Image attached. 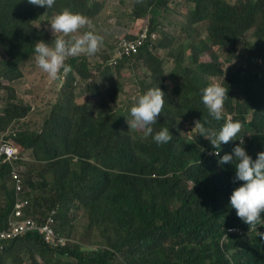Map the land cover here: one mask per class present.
<instances>
[{"label": "trees", "instance_id": "1", "mask_svg": "<svg viewBox=\"0 0 264 264\" xmlns=\"http://www.w3.org/2000/svg\"><path fill=\"white\" fill-rule=\"evenodd\" d=\"M185 2L195 4L189 21L208 25L209 44L201 42L199 53L195 45L191 47L195 69L178 59L173 72L166 74L161 52L153 50L152 36L165 25L155 9L164 8L167 0H137L132 18L147 16L148 20L143 19L140 28H131L129 37H124L133 40L148 30L147 39L132 57L133 61L142 59L150 71L151 82L143 91L158 84L165 92L153 131L167 124L173 136L157 145L151 135L143 136V130L129 129L126 116L115 113L104 99L99 105L59 100L43 110L40 126H27L25 119L32 107L10 83L21 78V67L34 59L33 43L51 41L45 29L35 26L46 9L27 0H0V45L5 51L0 58V144L16 147L28 160L31 156L44 162L41 173L17 175L24 179L20 195L26 202V215L44 224L57 210L55 230L71 238L66 228L77 218L72 214L84 210L87 223L83 229L97 231L90 242L99 246L92 252L81 249L79 241L54 247L34 232L7 242L6 249L0 251V264H26L24 252L31 255L32 264H264V239L258 234L264 225L249 228L229 206L232 190L242 183L234 181V166L218 164L213 146L197 128L189 137L179 129L182 117L192 124L201 119L205 127L219 128L223 120L208 114L202 89L209 79L224 73L214 53L244 41L246 55L241 67L228 73L223 83L228 90L225 114L240 121L235 138L243 136L244 147L253 158L264 150V0ZM100 6L90 0H54L50 11L67 7L91 19ZM114 48L103 51L106 66L71 57L66 60L71 70L58 76H76L85 81L89 91L100 94L87 80L99 74L108 83L109 100L116 101L122 84L111 67L121 69L132 57L118 58V64L111 66ZM204 53L211 58L202 59ZM166 81L174 83L172 92H168ZM97 107L99 113L95 114ZM248 115L256 133L252 138L242 128L250 121ZM236 143L239 140L223 143L220 155L230 152ZM13 171L11 160L6 155L0 157V230L8 228L18 202Z\"/></svg>", "mask_w": 264, "mask_h": 264}, {"label": "rangeland", "instance_id": "2", "mask_svg": "<svg viewBox=\"0 0 264 264\" xmlns=\"http://www.w3.org/2000/svg\"><path fill=\"white\" fill-rule=\"evenodd\" d=\"M90 1L91 3L96 2V4H102V8L100 6V12L97 13V15L91 17L89 20L92 25V30L103 36V41L94 54H80L79 56L73 57L86 58L92 63H103V51L111 49L117 44L118 40H121L124 37H129V30L131 28H140L142 26V21H144L143 19L146 18V20H148V17L146 16L143 19H136V17L135 20L132 18V11L137 0ZM167 1L168 4L163 6L164 8L161 9L156 7L155 9L157 13L161 14L160 18L164 21L165 25H162L164 29L158 28L159 31H157V33L152 36L154 40H151V42L155 45V49L153 50L156 53L159 51L161 52V58L164 60L163 69L166 74L173 72L172 70L175 67V63L178 62V59L183 60L184 66L195 69L196 65H194L193 62L194 53L192 46L195 45V49H193L195 52L199 53L197 46L202 48L201 42L209 44L208 35L206 32L208 25L202 21H197L194 23L189 21V18H192L191 13L195 9V4L186 5L185 0ZM228 1L232 3H238L244 0ZM53 13V11L42 13L39 19L35 22V26L39 30L45 29V31L50 35L51 39L52 36L50 34L47 20ZM86 27L80 29L79 31L82 32L86 30ZM248 36L249 34H247L245 37ZM251 40L253 39L251 38ZM159 44H163V46L159 48ZM174 46L178 48L175 49ZM244 49V41H239L235 45V48L229 46L218 49L214 55L218 58V62L222 66L224 73L220 77H214L211 79H215L223 85L228 73L231 74L241 67V64L244 60L242 57L246 55ZM3 53H5L4 48H2L0 45V58L3 56ZM210 55L211 54L209 53H204L201 55V57L202 59L209 60L211 58ZM69 58L71 57H68L67 59ZM107 64L108 62H105L102 64V66L104 67ZM109 64H111V66H116L118 63L116 64L114 60H109ZM125 64L123 67H121V69L119 68L117 70H115L116 68L113 69V67H111L115 79L117 81L119 80L122 84V88L117 94L116 101L109 100L110 92L107 86L108 83L103 77H101V75L95 73V76L87 79L89 82H92L91 85L94 84L96 88L98 87V92L100 94H97L93 91H89V89L85 86L87 85L84 83L85 81H81L80 79L78 80L76 76L74 78L68 76H64L63 78L58 76L56 79L50 78L42 69L39 68L34 59H31L21 67L22 77L10 83V85H12L17 90L19 97L27 101L32 107L31 113L25 119L27 126H40L43 122V110L48 106L53 107L59 100H63V102H65L66 98H68L74 105H78L85 101H89V104L92 105H99L98 102L104 99V101L106 100L109 102V105H111L112 110L115 113L123 114L126 116V118L130 119L128 109L133 102L134 97L142 93L144 85L151 82V80L149 77L150 71L144 66L142 59L141 61H133L132 57L127 60V63ZM88 71L91 74L93 73L90 69ZM176 75H179V73ZM5 83L8 84L7 82ZM165 83L168 85V92H172L171 89L174 83L172 81H166ZM225 99H227V96H225ZM225 101L226 100H224V107ZM233 101L235 103V97L233 98ZM98 113L99 110L97 107L95 114ZM223 114L227 116L226 118L231 119L229 116L232 115L225 114V108H223ZM247 118L250 119L251 116L248 115ZM192 123L193 122L191 120H186L184 117L180 119L179 129L184 136L189 137L196 133V128H193L194 124ZM250 127L251 119L248 124L244 125L242 128L244 132H248L250 134L249 137L252 138L253 136H256V133L254 130H251ZM28 157L31 163L24 159L21 170L22 174L24 175L26 172H30L31 175L41 173L44 168V162L35 161L31 156ZM75 211L77 213L72 214V217L77 216V218L69 228H66V234L71 235L72 239L70 238V240L72 242L78 243L77 241H79L81 249L88 250L89 252L98 250L99 246L90 242V238L95 237L97 231L84 230L83 226L87 223L86 219L83 217L84 210ZM22 255L26 264H32L31 255L29 253L24 252Z\"/></svg>", "mask_w": 264, "mask_h": 264}, {"label": "clouds", "instance_id": "3", "mask_svg": "<svg viewBox=\"0 0 264 264\" xmlns=\"http://www.w3.org/2000/svg\"><path fill=\"white\" fill-rule=\"evenodd\" d=\"M27 2L44 7L45 12L50 11L54 5V0H27ZM47 22L52 36L51 41L37 40L33 43V49L35 63L52 79H56L59 74L71 70V65L66 63L68 57L79 56L80 54L92 55L103 41V36L92 30L90 20L85 15L74 12L70 8L65 7L59 12H54ZM85 27L86 30L79 31ZM227 93L228 90L224 88L222 83L215 79L209 80L202 89L201 99L208 114L215 120H223V122L219 128H210L205 127L201 123V119H194L193 128H197L199 134L209 140L213 146L212 154L218 157V164L231 163L234 166V181H241L242 183H239L232 190L229 196V206L235 209L236 215L249 228L253 226L257 228L258 225H264V216L261 215L264 213V150L257 152L256 157L253 158L244 147L243 136L239 139L235 138L241 129V123L239 120L224 118L223 116L224 99ZM165 97V92L158 84L147 88L134 97L128 109L130 119L126 118L129 129L143 130V136L151 135L152 140L157 145L169 142L173 136L167 124L159 130L153 131V124L157 120L158 114L161 113ZM230 140H239V143L234 144L230 152L220 155L221 145ZM3 145L5 144H0V148ZM5 155L0 151V157ZM24 159L26 157L20 153L19 158L9 159L14 165L13 173L15 171L17 174L21 172ZM13 173L12 179H15ZM20 194L18 191V202L24 201ZM230 231L235 232V229H230ZM258 234L261 239H264V231L258 230ZM64 237L68 239V242H71L69 237Z\"/></svg>", "mask_w": 264, "mask_h": 264}, {"label": "built area", "instance_id": "4", "mask_svg": "<svg viewBox=\"0 0 264 264\" xmlns=\"http://www.w3.org/2000/svg\"><path fill=\"white\" fill-rule=\"evenodd\" d=\"M147 29H144L138 38L128 40L122 38L119 40L114 48L115 63L117 59L130 58L138 53V49L144 44V40L147 39ZM156 36V35H155ZM3 154L8 156V159L19 158V152L17 148L10 144H5L0 148ZM14 178L17 179V189L19 193L24 189L23 178L18 177L17 171L14 173ZM26 207L25 201H19L15 212L13 213L8 228L0 230V251L6 249V243L17 240L25 235L33 232H38L44 239V241L54 247L64 246L67 244L68 239L62 235H59L54 227V215L57 214V210H53L46 223L41 224L36 219L27 216L24 209Z\"/></svg>", "mask_w": 264, "mask_h": 264}]
</instances>
